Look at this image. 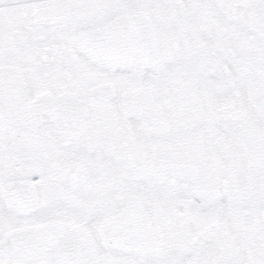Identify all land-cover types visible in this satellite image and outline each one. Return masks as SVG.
<instances>
[{"label":"snow or ice","instance_id":"1","mask_svg":"<svg viewBox=\"0 0 264 264\" xmlns=\"http://www.w3.org/2000/svg\"><path fill=\"white\" fill-rule=\"evenodd\" d=\"M0 264H264V0H0Z\"/></svg>","mask_w":264,"mask_h":264}]
</instances>
